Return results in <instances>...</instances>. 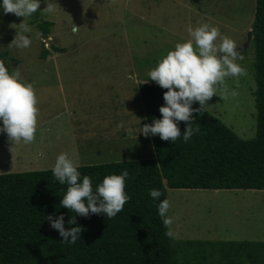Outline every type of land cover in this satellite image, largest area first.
<instances>
[{
    "label": "rangeland",
    "instance_id": "374dc122",
    "mask_svg": "<svg viewBox=\"0 0 264 264\" xmlns=\"http://www.w3.org/2000/svg\"><path fill=\"white\" fill-rule=\"evenodd\" d=\"M37 12L53 23L48 43L30 24ZM37 12L0 10V54L13 56L0 60L32 84L38 108L32 142L12 144L0 132V173L50 169L61 152L79 165L153 157L150 135L139 132L146 120L138 84L190 38L188 26H216L241 46L255 0H42ZM21 24L30 28L27 48L11 43ZM51 45L63 52L40 58ZM254 58L249 44L235 61L243 73L225 77L204 106L245 138L255 134ZM167 199L174 239L264 241V190L167 187Z\"/></svg>",
    "mask_w": 264,
    "mask_h": 264
},
{
    "label": "trees",
    "instance_id": "16d2710c",
    "mask_svg": "<svg viewBox=\"0 0 264 264\" xmlns=\"http://www.w3.org/2000/svg\"><path fill=\"white\" fill-rule=\"evenodd\" d=\"M34 22L37 33H50L53 23L40 12ZM249 44L255 51L249 72L255 83L249 88L255 108L252 137H243L204 107L202 114L193 113L191 126L198 131L187 143L150 135L153 157L80 165L78 171L91 178L93 190L105 176L127 170L129 199L112 218L103 213L84 217L61 206L67 185L55 180L51 168L0 173V264H264L262 240L170 238L165 235L169 226L157 213L167 187L264 190V0H255ZM50 50L63 52L51 45L42 47L39 57L46 58ZM0 57L13 60L6 51ZM151 82L138 84L146 123L160 118L167 90ZM185 125L179 122L181 133ZM152 188L161 192L159 200L150 197ZM49 214L62 215L65 228L75 226L68 223L74 216L83 228L80 239L62 243L45 219Z\"/></svg>",
    "mask_w": 264,
    "mask_h": 264
},
{
    "label": "clouds",
    "instance_id": "9594fccd",
    "mask_svg": "<svg viewBox=\"0 0 264 264\" xmlns=\"http://www.w3.org/2000/svg\"><path fill=\"white\" fill-rule=\"evenodd\" d=\"M41 2L0 0V10L25 18L37 12ZM29 32V26L21 24L11 43L17 48L29 47L31 38L25 35ZM187 32L190 38L177 42L147 73L151 83L167 90L162 94L164 104L158 109L160 118H153L151 123L140 127L139 132L145 137L158 134L162 140L175 142L181 138L187 143L194 132L198 131L191 126L195 119L193 113H203L206 101L216 94L217 84L225 77L238 76L244 71L235 62L239 55L235 41L222 35L216 26L201 23L196 27L188 26ZM217 38L219 43H216ZM194 102H198L199 107L193 108ZM36 104L32 84L22 79L18 69L9 72L4 61L0 60V132L6 133L12 144L33 141L38 114ZM181 121L186 122L182 133L178 127ZM79 167L77 159L68 152L56 156L51 166L52 175L60 184L67 185L59 204L84 217L90 213H103L108 218L116 216L129 199L125 192L127 170L105 176L93 190L91 178L88 175L82 176ZM149 195L159 200L161 192L152 188L149 189ZM169 208L167 198L159 200L157 213L166 227L172 223V217L168 215ZM45 219L51 228L58 231L62 243L74 244L80 239L83 228L76 224L74 216L68 223L75 226L68 228L64 227L62 215L53 218L49 214ZM165 235L171 238L174 234L168 230Z\"/></svg>",
    "mask_w": 264,
    "mask_h": 264
},
{
    "label": "water",
    "instance_id": "95a60500",
    "mask_svg": "<svg viewBox=\"0 0 264 264\" xmlns=\"http://www.w3.org/2000/svg\"><path fill=\"white\" fill-rule=\"evenodd\" d=\"M250 35H251V31L248 32L247 37L245 39V41L241 44V46H239L237 49L239 50V52H245L246 47L249 45V40H250ZM48 38L45 39V42L48 43Z\"/></svg>",
    "mask_w": 264,
    "mask_h": 264
}]
</instances>
